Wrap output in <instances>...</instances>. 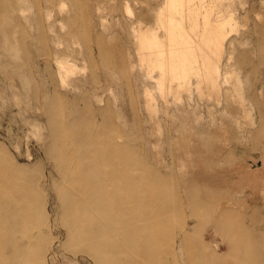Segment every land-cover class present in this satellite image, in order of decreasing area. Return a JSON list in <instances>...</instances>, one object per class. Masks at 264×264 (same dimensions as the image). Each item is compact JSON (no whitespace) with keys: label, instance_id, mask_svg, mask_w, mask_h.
Returning a JSON list of instances; mask_svg holds the SVG:
<instances>
[{"label":"rangeland","instance_id":"374dc122","mask_svg":"<svg viewBox=\"0 0 264 264\" xmlns=\"http://www.w3.org/2000/svg\"><path fill=\"white\" fill-rule=\"evenodd\" d=\"M11 3L4 15L14 17L7 31L19 53L0 33V146L32 170L44 193L40 264H96L68 246L60 221L61 176L48 154L52 113L43 108L54 96L62 99L67 123L85 120L100 133L106 123L124 130L184 203L189 188L209 189L218 204L224 197L240 206L245 198L264 215V0ZM169 36L183 39L171 44L187 59L180 66L185 81H162L156 57L170 46ZM17 68L20 77L7 76ZM182 214L190 233L196 221L189 209ZM199 235L217 244L223 258L216 264L230 262V245L211 226ZM178 245L176 237L174 250ZM180 259L188 260L184 251Z\"/></svg>","mask_w":264,"mask_h":264},{"label":"bare ground","instance_id":"6f19581e","mask_svg":"<svg viewBox=\"0 0 264 264\" xmlns=\"http://www.w3.org/2000/svg\"><path fill=\"white\" fill-rule=\"evenodd\" d=\"M8 3L0 0V33L18 55L19 48L11 44L7 31L14 20L4 15L7 7L13 8ZM169 39L170 46L156 57L161 62L162 81H185L188 72L180 66L187 59L181 53L176 55L171 44L180 45L183 39ZM105 58L110 60L107 54ZM7 76L20 77L21 72L17 68ZM54 97L43 108L52 113L48 154L61 176L55 193L68 246L90 255L96 264H116L124 256L130 259L127 264H216L223 258L217 244H209L199 235L209 225L230 245L227 264H264V215L256 204L251 207L242 198L238 206L224 197L218 204L220 197L211 190L193 188L184 203L173 183L134 151L124 130L106 123L107 131L100 133L99 125L85 120L67 123L62 99ZM185 209L196 221L190 233L182 214ZM45 226L44 193L38 180L0 146V264H15L18 259L21 264H40ZM176 237L179 245L174 250ZM182 251L188 260L180 259Z\"/></svg>","mask_w":264,"mask_h":264}]
</instances>
